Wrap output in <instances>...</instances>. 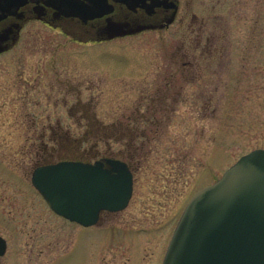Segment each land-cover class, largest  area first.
Here are the masks:
<instances>
[{"label": "rangeland", "instance_id": "obj_1", "mask_svg": "<svg viewBox=\"0 0 264 264\" xmlns=\"http://www.w3.org/2000/svg\"><path fill=\"white\" fill-rule=\"evenodd\" d=\"M185 15L95 45L35 24L0 55V264H161L189 199L264 149V0H193ZM90 122L102 130L67 144ZM54 147L48 163L126 162L127 207L90 228L55 215L31 185Z\"/></svg>", "mask_w": 264, "mask_h": 264}, {"label": "water", "instance_id": "obj_2", "mask_svg": "<svg viewBox=\"0 0 264 264\" xmlns=\"http://www.w3.org/2000/svg\"><path fill=\"white\" fill-rule=\"evenodd\" d=\"M33 187L57 215L89 227L132 196V173L114 158L36 167ZM6 241L0 237V256ZM162 264H264V149L241 156L198 191L176 225Z\"/></svg>", "mask_w": 264, "mask_h": 264}, {"label": "flooded vegetation", "instance_id": "obj_3", "mask_svg": "<svg viewBox=\"0 0 264 264\" xmlns=\"http://www.w3.org/2000/svg\"><path fill=\"white\" fill-rule=\"evenodd\" d=\"M190 1L193 0H0V55L17 46L35 24L79 45L168 30L183 23Z\"/></svg>", "mask_w": 264, "mask_h": 264}, {"label": "trees", "instance_id": "obj_4", "mask_svg": "<svg viewBox=\"0 0 264 264\" xmlns=\"http://www.w3.org/2000/svg\"><path fill=\"white\" fill-rule=\"evenodd\" d=\"M97 124L98 123H92V122H90V125L87 127V129H86V131H85V133L77 140H67L68 139V137H66V136H64L63 135V137H64V140L66 139L67 140V144L68 143H71V144H75V146H77L78 147V144L79 143H81V145H83V144H85L87 141H88V139H89V137L90 136H92L91 134L94 132V131H100V130H102V128H103V126H99V124H98V128H96V127H94V126H97ZM93 127H94V129H93ZM92 132V133H91ZM75 142V143H74ZM58 144V146H60L59 148H60V151L64 148L62 145H65V144H63V141H61V142H59V143H57ZM56 144V145H57ZM56 148H58V147H56ZM78 148H80V146L78 147ZM77 148V149H78ZM43 150H40L39 152L41 153V152H43L42 154H41V161H43L42 163L39 161V163L42 165V164H46V163H48V161L52 158V157H54V156H59V155H54V150H55V147L54 148H46V149H44V148H42ZM65 149V148H64ZM79 150V149H78ZM84 152H85V150H83L82 152H79V151H77V152H71V155H75L74 157H72L73 159H76V160H79V161H87L88 159H86V158H84V156H85V154H84ZM58 153H60V152H58ZM66 157L64 156V158H59V160L60 159H65ZM72 159V160H73Z\"/></svg>", "mask_w": 264, "mask_h": 264}]
</instances>
